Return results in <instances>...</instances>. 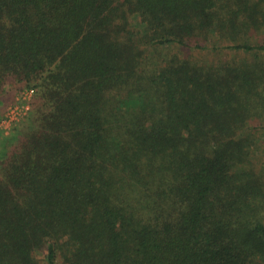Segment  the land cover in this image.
<instances>
[{"label":"trees","instance_id":"16d2710c","mask_svg":"<svg viewBox=\"0 0 264 264\" xmlns=\"http://www.w3.org/2000/svg\"><path fill=\"white\" fill-rule=\"evenodd\" d=\"M261 87L264 0H0V264H264Z\"/></svg>","mask_w":264,"mask_h":264},{"label":"rangeland","instance_id":"374dc122","mask_svg":"<svg viewBox=\"0 0 264 264\" xmlns=\"http://www.w3.org/2000/svg\"><path fill=\"white\" fill-rule=\"evenodd\" d=\"M172 52H180L175 48L170 49ZM184 53V52H183ZM245 54V53H244ZM241 53L240 55H244ZM251 54V55H249ZM243 56V60L245 62H250L255 60V54L249 53ZM238 54H233L232 52H199L198 54H194L193 56L196 59L204 60L207 62H214L221 58L237 56ZM191 56V55H190ZM241 57V56H240ZM263 89V90H262ZM261 90L264 91V87H261ZM28 90H25L23 93H20L16 98H11L7 93L2 97L4 102H0V136L2 135H11L13 131L22 124L23 118L28 115L29 111L32 108V102L35 94L27 95ZM28 107L29 109H25ZM259 148L255 155L258 158H262L264 160V147H257ZM256 148V149H257ZM254 168L259 172L261 170L260 161H254ZM40 258L44 264H46L45 259V252H41Z\"/></svg>","mask_w":264,"mask_h":264},{"label":"built area","instance_id":"2783aa9c","mask_svg":"<svg viewBox=\"0 0 264 264\" xmlns=\"http://www.w3.org/2000/svg\"><path fill=\"white\" fill-rule=\"evenodd\" d=\"M26 94H27V95H31V94L33 95V94H34V91H33V90H28ZM25 109L28 110L29 108L26 107Z\"/></svg>","mask_w":264,"mask_h":264}]
</instances>
